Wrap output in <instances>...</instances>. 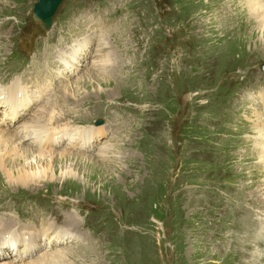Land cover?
Segmentation results:
<instances>
[{
  "label": "rangeland",
  "instance_id": "obj_1",
  "mask_svg": "<svg viewBox=\"0 0 264 264\" xmlns=\"http://www.w3.org/2000/svg\"><path fill=\"white\" fill-rule=\"evenodd\" d=\"M35 1L0 0V87L18 75L44 90L25 108L30 123H44L50 102L55 132L99 136L87 148L64 136L49 158L17 150L0 171V224L72 231L71 242L48 246L54 260L35 264H264V167L252 128L254 111L264 117V49L243 2L63 0L42 31ZM215 9L227 16L220 28L207 19ZM100 39L104 65L94 69ZM79 45L87 58L74 69ZM42 249L16 261L5 248L0 262L32 264Z\"/></svg>",
  "mask_w": 264,
  "mask_h": 264
},
{
  "label": "bare ground",
  "instance_id": "obj_2",
  "mask_svg": "<svg viewBox=\"0 0 264 264\" xmlns=\"http://www.w3.org/2000/svg\"><path fill=\"white\" fill-rule=\"evenodd\" d=\"M240 2H243V5L246 8L245 14L247 15V20H248V23L250 24V28L252 30V35L254 34V36L256 38V40H255L256 43L258 45H260V49H264V43L262 42V39L260 38L261 36L264 37V0H240ZM57 9H56V11H57ZM216 9L210 14V17H208L207 19H208V21L209 20H215V24H216L215 28H220L222 25H224L227 16L224 17V16H222L223 14L220 16L219 11H217ZM56 11H55V13H56ZM228 12L230 13L228 19L230 21H232L233 23H235V18L237 17V14L232 10H229ZM237 18H239V17H237ZM235 25H234V27H235ZM225 28L226 27H224L223 30ZM255 30L259 31L260 34L257 35ZM100 42L101 43H99L98 48H96V51L94 52V58L95 59H92V61H91V67H93L94 69L99 67V66L104 65V62H102L103 59L100 58L101 55H100L99 49H102L101 47L103 45H105V43L102 41V39H100ZM235 46L236 45H233L232 48H234ZM80 48H81V45L76 47L75 50H76L77 54H75L73 56L71 55L68 57V62H74L71 64L68 63L69 67H70V65H73V64L74 65L72 67L74 69L78 66L82 67L81 65L84 62L83 60L86 59L87 56L84 55V51L80 50ZM73 53H75V52H73ZM40 55H41V53H40ZM20 81H21L20 79L17 80L14 78L10 81L9 85L4 86V87H0V110L7 109V113H5L3 116H0V126H1L0 127V144H1L0 145V171L2 173L5 174L4 166L8 161L9 162L14 161V160H16L22 156L20 153L16 152L17 150H20V149H22L23 152H27V150L28 151L32 150L33 152L35 151V154H36L35 157H38V159H41L42 157L49 158L48 156H51V154H52V151H51L52 149H50V148H52L54 146V144L56 142H58L59 139H62V137H64V136H66L65 139H67V141L70 142V144L73 143L72 139L76 138V139H78L77 144L78 143L81 144V142H82L81 139H82V140H85V142H87L88 146H89V143L92 141L93 137H95V135H97V129H91V130H87V131H78V129L68 130L69 128L64 127V128L55 132L54 130H56L58 127H51L52 115L54 114V109L52 107H50L51 106L50 102L46 106L47 108L44 107V108H46V109H44L45 116L42 117V120H44V123H42V122H31L30 123L29 122L30 117L25 118V115L29 112V108L28 109H25V108H27L28 105L30 103H32L31 101L33 98L34 99L45 98L46 94H45L43 89H37V90L32 89ZM6 91H7V93H6ZM263 92H264V86L259 90V94H262ZM2 93H5V94H2ZM33 104H34V102H33ZM31 108L32 107H30V109ZM253 109H254V107H253ZM253 113H254V115L257 116V118L255 120L253 119V124H252V128L255 130L254 134H256L255 139H254L255 140L254 145H253L254 151H256L257 153L259 151L257 158L260 159L262 167H264V117L262 116V113L258 110L254 111ZM19 116H22L21 120H20V122H22V123H20L18 126V127H20L19 129L18 128H15V129L14 128L13 129L5 128L6 125H10L12 120L13 121L16 119L18 120ZM3 129H5L7 131H5ZM28 141L29 142L32 141L33 144L35 146H37V148H34V149H37V150L28 149L27 146L28 147L30 146ZM2 146L4 149L2 148ZM24 147H26V148H24ZM62 152L66 153L68 151L64 150ZM14 154H15V156H14ZM99 154H100L99 157L104 160L105 159L104 154H101V153H99ZM46 158H45V160H47ZM256 165L257 164H254V167L259 166V165L258 166H256ZM27 173L32 174L33 172L32 173L27 172ZM26 176L28 177V174H22V176H20L19 178L23 179ZM67 222H69V221H67ZM8 223L9 222H5V224H8ZM73 223H74V221H70L71 225H73ZM5 224H3V225L0 224V227H2V226L4 227ZM53 224L54 223L52 222L51 224H47V226L42 227L43 229L41 228L42 231H40L39 233L37 231L31 229V228H22V227H19L21 229H19V228L15 229V230L12 229V231H11V230H9L10 226L6 225L3 229H0V231L4 232V233H0L1 234L0 245L3 247V248H0V251H1L0 256L6 252V251H4V249L6 248L7 250L9 249V250L13 251L15 258H16V261H17L18 259L24 257L29 251L35 249V242L40 241L39 243L42 247H44V249H42L41 253L39 255H37L35 257V259H33V261H35V262L32 261L33 262L32 264L36 263V261H37L36 259H39L38 261H41L43 263H45V262L49 263L48 260H50V258H51V260H54V258H52L48 255L49 254L48 246L50 244H53V242L58 241L59 239H60L59 242H62L61 240L65 241L68 238V241L71 242L72 239H74V238H73V235H70V233L72 231L69 228L58 227V225L56 226V224L55 225H53ZM8 230H9V234L6 236L5 233ZM28 230L30 232H32V235H35V236H33L31 238L26 237L25 234H28V232H29ZM41 232L44 233V236H42L45 240L44 242L42 241V237H41L42 234L40 235ZM75 239H76L75 241H79L78 238H75ZM5 244H7V245L4 246ZM15 244L20 245L21 249H19L17 247H15V248L11 247V246H15ZM257 247H259V246H257ZM40 248L41 247H39L38 249H40ZM258 251L260 252V250H258ZM5 254L7 255V253H5ZM6 255H2V256H6ZM2 260L3 261L0 262L2 264H16L11 260L9 261V258H7V259L2 258ZM26 260H23L24 261L23 264L25 262H27ZM249 262H251V261H249Z\"/></svg>",
  "mask_w": 264,
  "mask_h": 264
},
{
  "label": "water",
  "instance_id": "obj_3",
  "mask_svg": "<svg viewBox=\"0 0 264 264\" xmlns=\"http://www.w3.org/2000/svg\"><path fill=\"white\" fill-rule=\"evenodd\" d=\"M62 0H36L32 6L31 13L33 19L42 30H48L52 23V16ZM102 121L98 119L96 125Z\"/></svg>",
  "mask_w": 264,
  "mask_h": 264
}]
</instances>
